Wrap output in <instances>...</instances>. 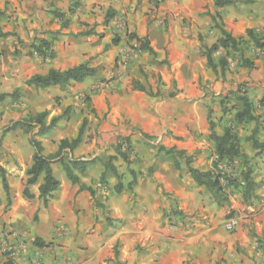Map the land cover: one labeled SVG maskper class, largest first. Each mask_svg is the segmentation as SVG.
I'll list each match as a JSON object with an SVG mask.
<instances>
[{
	"label": "crops",
	"instance_id": "obj_1",
	"mask_svg": "<svg viewBox=\"0 0 264 264\" xmlns=\"http://www.w3.org/2000/svg\"><path fill=\"white\" fill-rule=\"evenodd\" d=\"M124 8L129 9L127 18L134 27L133 34L147 37L157 53L153 57L158 63L151 62L147 67L152 73H159L168 85L171 82L184 85L182 65L192 53L190 45L199 51L201 41L205 45L208 41L207 45L211 46L221 37L220 30L212 27V15L221 18L222 26L236 38L242 37L248 28L264 34V0H235L222 7L216 5V0H164L158 8H153L150 0H141L139 4L137 0H0V94H7L0 98V163L7 171L9 183L8 197L0 176V246L13 244L17 248L13 264H184L181 258L175 257L178 241L169 237L163 214L171 205L185 212L192 211V205L199 202L198 194L194 187L187 192L180 180L172 179L174 171L165 167L167 163L163 164L161 158L154 159L153 174L143 177L136 166L131 165L129 171L115 157L113 163L118 175L109 170L101 179L109 158L100 160L96 153L87 159L97 157V161L85 173H78L80 184L91 189H80V184L72 183L67 176L61 179L56 176L61 182L60 188L46 206L39 196L42 177L37 183L27 185L26 171L35 153L31 135L18 127L2 136L14 121L26 118L30 109L25 107L34 104L35 97L21 101L15 100L18 94L12 95L13 99L10 97L17 88L37 91L25 83L29 77L44 74L51 67L64 70L88 63L89 55L95 49L101 51L110 38L112 41L117 38V42L113 41L114 50L120 52L116 45L122 39L114 34L115 20L105 23L104 19L109 9L121 12ZM58 12L64 15L59 16ZM86 31L92 33L82 34ZM42 39L50 42L56 54L50 63L28 56L30 47ZM144 53L151 55L149 51ZM163 60L168 63L162 64ZM200 61L204 66L206 58L200 57ZM97 64L89 65L97 67ZM90 82L87 78L78 84L87 89ZM127 89L132 94H127L125 80L118 81L116 90L126 102L132 96L144 100L141 116L131 118L133 125L157 135L163 122L172 127L174 135L185 137L180 141L173 139L180 142L178 149L192 155L198 145L203 148L189 130H180L171 124L172 116H182L175 115L180 110L179 100L167 103L154 97L152 107H148L143 91L132 86ZM102 95L111 97L106 92ZM47 106L44 109L50 111L51 105ZM95 107L99 116L109 110L106 105ZM54 113H50V121ZM64 125V120L59 119L44 136L36 138L45 141ZM107 126H111L110 119ZM38 129V126L34 128L35 134ZM42 144L45 155L53 153H45L46 143ZM54 146L57 152L59 146ZM85 147V143L77 147L73 156L80 157L78 153ZM106 149L105 146L101 150ZM106 155L117 154L108 151ZM61 167L60 162L52 163L55 175ZM26 186L32 198L24 194ZM3 258L0 253V264L4 263ZM259 260L258 264H264Z\"/></svg>",
	"mask_w": 264,
	"mask_h": 264
},
{
	"label": "rangeland",
	"instance_id": "obj_2",
	"mask_svg": "<svg viewBox=\"0 0 264 264\" xmlns=\"http://www.w3.org/2000/svg\"><path fill=\"white\" fill-rule=\"evenodd\" d=\"M150 1L153 8H158V5L164 2V0ZM137 3H141V0H137ZM124 9L121 12L119 10L112 11L114 9L107 11L104 22L106 23L110 19L115 20L114 34H119L122 39L116 45L120 48V52L114 50L115 43L110 38L106 45L103 44L104 48L101 51L95 49V52L89 55L88 64L96 62L98 64L96 75L88 78L91 82L87 89H82L79 82L66 88L56 85L46 89L36 88L37 91L26 89L14 94V96L19 95V98H15V100L20 99L21 101L22 98L35 97L34 104H28L27 101L29 107L24 106L25 109H30L27 117L34 116L45 110L47 105H51L46 122L50 121L52 111L56 112L54 116L60 114V119L64 120L63 128L42 141L46 143L45 153L53 152L51 154H55L54 145L59 146L62 138H74L83 119L87 118L83 141L79 145L81 146L83 143L86 145L84 151L78 153L81 158H91L94 154L99 153L98 158L104 160L105 157L109 158V155H106L108 151L113 152L117 154L116 159H119L120 166L124 168L126 166L129 171L132 168L131 165L136 166L139 174H142L143 177L153 174L154 159L157 161L161 158L164 161L163 164L167 163L165 167L174 171L171 173L172 179L180 180L187 192L192 191L191 188L194 187L199 202L192 205V211L185 212L171 205L165 209L163 214L170 230L169 237L177 238L178 241L179 247L175 249V257L181 258L184 264H258L259 259H261V263H264V147L261 149L253 147L254 139L264 143V105L262 104L264 98V48L256 47L245 33L239 37V39L243 38L239 44L240 50L226 52L225 49L220 48L214 53L215 60L218 61L225 55L228 60L224 70L215 73L208 68L206 62L202 66L200 61V57L205 58L202 53L204 41L200 42L199 51L190 45L192 53L188 55V61L182 65L183 76L186 78L183 81L184 85L180 86L177 82H171L168 85L164 83L159 73H152L147 67L151 62L157 61L153 54L145 55L146 51L139 49L137 40L131 38L134 27L128 22L129 9ZM220 24H222L221 18L213 22L212 27L219 29L218 25ZM2 51L4 54L6 53L4 48ZM28 53L29 57L46 63H50L54 59V57L44 59L42 55L33 50V46L30 47ZM242 53L253 61V67L241 65ZM203 68L206 71H203ZM134 79L140 80L147 87L152 86L154 92L159 88L160 95L158 96L142 93V96L147 99L148 107L151 106V102H153L151 100L154 97L167 103L174 100L180 101V110H177L175 115L181 114L182 116H172L171 124L180 130H189L190 134L198 139V143H202L203 148L198 145L192 154L195 167L202 170H215L229 178H240V186L235 187L229 185L226 178L223 177L227 200L220 203L215 200L206 187L197 185L188 172L184 158L180 159L181 168L177 169L172 157L160 150L161 145L167 148L173 146L177 148L180 142L173 139L180 141L185 137L174 135L172 127L167 126L166 123L163 125V122H161L162 125L157 135L144 131L138 125H133L131 118L141 116L143 113L141 104L144 100L132 96L131 100L126 102L118 94L116 85L118 81L125 80L126 92L130 95L132 93L127 88L132 86ZM243 91L253 102L255 113L259 115V121L235 126L234 113L237 109L242 108V102L238 96ZM104 92L111 94V97H104L102 95ZM98 95L101 96L98 97ZM10 97L13 96L10 95ZM47 98L48 100H46ZM5 102H9V100ZM21 103L26 104L25 102ZM96 105H106L109 110L99 116ZM209 113L217 123V132L222 133L225 126H231L238 132L242 151L247 155V165L252 168L253 189L249 193H246V183L239 173L244 169V162L241 159L229 161L227 158L223 160L218 158L215 142L209 138ZM108 115L111 116L108 117ZM116 117L118 118L117 123ZM109 119L111 126H107ZM256 124L257 132L253 134ZM35 130L25 132L37 137L38 134L37 132L35 134ZM142 132L155 137H143ZM165 135H167L166 138ZM39 136H44V134ZM191 138L189 137V139ZM105 146L107 149L102 151L101 149ZM119 148L127 154L126 159L118 153ZM75 154L73 152L74 156ZM62 155L67 159L70 152L63 150ZM54 162L59 163L57 158L54 159ZM56 176L60 179L66 176L62 167L57 169ZM198 188H202V190ZM230 218L238 220L237 227L231 230L226 228V223ZM17 251L13 244L0 246V253L5 257L3 258L4 263L10 259L14 261Z\"/></svg>",
	"mask_w": 264,
	"mask_h": 264
},
{
	"label": "trees",
	"instance_id": "obj_3",
	"mask_svg": "<svg viewBox=\"0 0 264 264\" xmlns=\"http://www.w3.org/2000/svg\"><path fill=\"white\" fill-rule=\"evenodd\" d=\"M235 2V0H216V5L218 7L231 5ZM59 16H63L64 13L58 12ZM217 20V16L212 15V21L215 22ZM221 33V37L211 46L202 45V53L206 58V64L208 68H210L213 72L218 73L219 71H223L225 66L227 65V55L219 58V60H215L214 53L223 48L226 52L231 50H240L239 44L243 38L234 37L231 32L227 31L222 24L218 25ZM91 31L83 32L84 35H90ZM246 35L253 44L258 48H264V34H260L253 28H248L246 30ZM131 38L137 40L139 44V49L141 51H149L151 54L156 56V52L151 47L150 42L147 37H139L137 34H132ZM114 42H117V38H114ZM33 50L42 55L44 59L55 57V52L50 42L46 39H42L40 43L33 44ZM162 63H168L167 60L161 61ZM241 65L246 67H253V61L245 57L242 53L241 55ZM97 73V68L90 66L88 63H80L78 65H74L64 70L56 69L51 67L44 74L36 73L29 77L25 83L28 86H34L35 88L46 89L48 87L59 85L62 88H66L69 85H72L75 82H83L89 77H94ZM160 77V76H159ZM132 89L143 91L149 94L150 96H158L159 88L154 92L153 87H147L140 80L134 79L132 80ZM19 91L17 88L11 95H14ZM7 94H0V98L2 99ZM238 98L242 102V108L237 109L234 113V123L235 126L238 124H244L255 121L256 123L259 121V115L255 113V106L253 102L247 97L245 91L239 94ZM262 104L264 105V98L262 99ZM49 111L45 110L40 113H37L34 116L26 117L22 120L14 121L12 125L7 127L2 136L11 129H16L18 127L23 128L26 132L32 131L35 127H39L37 134H45L55 123L60 119L61 116L52 117L49 123L46 122V117ZM227 113V111H225ZM88 119L84 118L77 135L72 138H64L59 143V149L55 154L45 155L44 154V146L41 140L37 139L35 135H31L30 142L35 149V153L33 156V163L27 169L26 173L28 175L27 185L35 184L42 177L43 181L39 186V196L44 201V204L47 206L49 200L53 197V193L60 188V180L54 174L52 163L54 159L57 158L61 163L67 178L72 183L80 184V177L78 173H85L89 166L97 161V157L92 159H83L81 157H74V150L81 144L83 141V136L85 132V127ZM209 122V138L215 142L216 153L220 160L225 158L229 159V161H234L237 159H241L244 163V169H242L239 173L241 177L244 179L246 183L245 191L249 193L253 189V179H252V168L247 165V155L242 151L241 139L238 132L231 126H225L223 128L222 133L217 132L216 125L217 123L212 119L211 114L208 115ZM257 132V124L255 126V130L253 134ZM143 137L154 138L155 136H151L145 132H142ZM1 144V138H0ZM253 147L255 149H261L264 147V143L260 142L257 139L253 140ZM63 150H68L70 155L67 159L62 155ZM160 150L165 151L167 155H170L174 160V165L177 169L181 168L180 159L184 158L185 164L188 168V172L194 182L197 185L206 187L214 196L215 200L218 202H223L228 199L226 195V189L223 182V177L226 178V182L229 185H233L235 187L240 186L241 180L239 177H230L222 174L221 172H217L215 170H202L193 165V156L188 154L184 149H178L176 147H165L163 145L160 146ZM118 153L122 155L124 159L128 156L125 152H122L121 149H118ZM116 156H109V161H105V170L101 175V179L105 178V174L110 170L115 175H118L117 167L113 163V159ZM0 176L2 178L3 186L9 197V183L7 180V171L0 163ZM80 189H91V187L86 186L85 184H80ZM24 194L32 198L33 194L30 192L28 187L26 186L24 189ZM36 243H39L36 240ZM117 256V251H116ZM13 260L10 259L3 264H13Z\"/></svg>",
	"mask_w": 264,
	"mask_h": 264
},
{
	"label": "built area",
	"instance_id": "obj_4",
	"mask_svg": "<svg viewBox=\"0 0 264 264\" xmlns=\"http://www.w3.org/2000/svg\"><path fill=\"white\" fill-rule=\"evenodd\" d=\"M238 225V220L236 218H230L226 223V228L231 230L233 228H236ZM14 253V252H13Z\"/></svg>",
	"mask_w": 264,
	"mask_h": 264
}]
</instances>
